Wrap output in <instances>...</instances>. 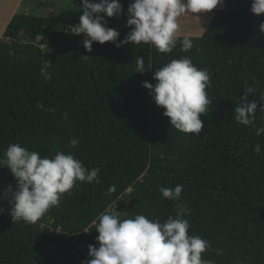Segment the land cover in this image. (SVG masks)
Here are the masks:
<instances>
[{
    "label": "trees",
    "instance_id": "obj_1",
    "mask_svg": "<svg viewBox=\"0 0 264 264\" xmlns=\"http://www.w3.org/2000/svg\"><path fill=\"white\" fill-rule=\"evenodd\" d=\"M119 2L128 12L134 0ZM251 6L252 0H224L211 12L206 33L190 38L191 50L181 51L183 37H177L171 53L111 42H95L89 53L84 36L72 32L80 20L61 24L15 15L0 41V155L13 143L42 157L71 153L88 169L98 167L101 183L77 182L35 224L0 214V264H83L89 245L99 247L95 229L102 213L121 219L142 214L163 223L175 217L177 202L159 189L177 184L191 210L185 217L190 234L222 249L221 255L205 252L204 259L264 264V135L233 118L247 86L256 90L248 98L264 106V15L256 16ZM110 28L120 32V41L131 31ZM40 37L48 38L46 48ZM137 56L149 71L135 72ZM184 57L211 78V104L199 135L174 129L142 86L155 85L157 69ZM41 102L54 111L37 109ZM262 115L257 111V127L264 126ZM72 139L79 140L76 147ZM13 178L0 167V179ZM110 185L116 190L109 195Z\"/></svg>",
    "mask_w": 264,
    "mask_h": 264
},
{
    "label": "clouds",
    "instance_id": "obj_2",
    "mask_svg": "<svg viewBox=\"0 0 264 264\" xmlns=\"http://www.w3.org/2000/svg\"><path fill=\"white\" fill-rule=\"evenodd\" d=\"M223 3L224 0H134L127 10V26L131 31L120 41V32L108 27L105 19L123 14L119 0H82L80 22L72 29L73 34L84 36L83 47L89 53L95 42L101 45L111 42L117 48L129 43L148 44L161 53H171L177 46L182 17L194 15L200 19L202 14L213 12ZM251 11L256 16L264 15V0H252ZM259 31L264 33V22L259 25ZM180 43L183 52L193 47L187 36ZM135 64L136 73L149 71L143 58L137 56ZM153 79L155 85L144 81L142 86L155 104L164 109L163 115L170 118V125L180 132L199 135L204 128L201 116L207 114L211 104L206 91L211 87L208 70L198 69L190 57H184L172 59L157 69ZM243 91L245 95L239 99L233 118L239 125L254 128L257 136L264 135V126L256 124V113L264 114V106L248 98L256 91L253 87L247 86ZM260 101H264V95ZM36 107L45 112L54 111L42 102ZM260 118L264 119V115ZM70 144L76 147L79 140L72 139ZM254 151L261 153L260 144L254 145ZM0 167L9 169L16 180V187L9 185L0 197L11 205L8 210L0 207V214L8 211L15 223L22 220L35 224L52 207L58 206L62 195L77 182L101 183L100 169H88L71 153L58 151L54 157H42L19 143L9 145L0 155ZM115 190V185H110L108 194ZM159 191L163 198L177 202L175 217L170 215L161 223L142 214L121 219L115 213H102L95 229L99 233L96 238L99 247L89 245L90 259L83 264H212L202 254L214 251L221 255L222 249H213L206 239L190 234V221L185 217L191 215V210L181 201L183 185L162 186Z\"/></svg>",
    "mask_w": 264,
    "mask_h": 264
},
{
    "label": "rangeland",
    "instance_id": "obj_3",
    "mask_svg": "<svg viewBox=\"0 0 264 264\" xmlns=\"http://www.w3.org/2000/svg\"><path fill=\"white\" fill-rule=\"evenodd\" d=\"M31 15L34 17L53 18L65 24L66 21L80 20L82 15V0H0V41L3 40V35L6 26L12 22L15 15ZM128 12H124L121 16L108 18L107 26H127ZM214 21V16L211 13L202 14L200 19L194 15H188L180 19V31L177 37L201 38ZM61 28L63 26L60 25ZM69 30V28H68ZM47 37L38 38L41 43V48H46ZM9 185L16 187V180L11 181L0 179V197ZM0 206L6 210L10 209L11 205L8 200L0 199ZM4 215L10 216L8 211Z\"/></svg>",
    "mask_w": 264,
    "mask_h": 264
},
{
    "label": "built area",
    "instance_id": "obj_4",
    "mask_svg": "<svg viewBox=\"0 0 264 264\" xmlns=\"http://www.w3.org/2000/svg\"><path fill=\"white\" fill-rule=\"evenodd\" d=\"M72 32H73V29H72Z\"/></svg>",
    "mask_w": 264,
    "mask_h": 264
},
{
    "label": "crops",
    "instance_id": "obj_5",
    "mask_svg": "<svg viewBox=\"0 0 264 264\" xmlns=\"http://www.w3.org/2000/svg\"><path fill=\"white\" fill-rule=\"evenodd\" d=\"M6 28H7V26H6Z\"/></svg>",
    "mask_w": 264,
    "mask_h": 264
}]
</instances>
